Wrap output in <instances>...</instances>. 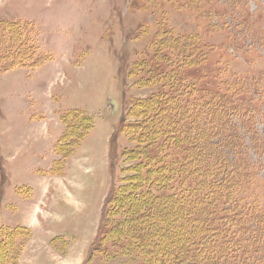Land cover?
<instances>
[{"label":"rangeland","instance_id":"obj_1","mask_svg":"<svg viewBox=\"0 0 264 264\" xmlns=\"http://www.w3.org/2000/svg\"><path fill=\"white\" fill-rule=\"evenodd\" d=\"M176 1L0 0V66L16 57L31 61L0 73L1 257L14 261L12 253L21 249L16 264H135L125 256H89L110 191L136 166L123 151L137 147L139 132L122 121L136 122L139 103L155 91L158 99L163 89L146 82L155 66L138 65L163 34L178 42L174 51L165 46L172 60L179 62L188 46L207 45L210 62L222 66L227 78L248 84L256 105L254 131L237 117L229 126L235 129L225 130L234 134L231 140L218 126L198 141L203 150L223 153L229 164L238 150L257 168L240 201L215 207L234 212L250 205L264 214V0ZM68 125L77 141L66 146L72 154L55 171L63 158L55 146ZM171 160L166 155L163 163ZM170 170L178 176L177 168ZM199 208L193 206L192 225L212 257L219 248L214 233L205 230L210 214ZM17 232L18 239H11ZM260 244L257 251L264 254V236Z\"/></svg>","mask_w":264,"mask_h":264},{"label":"trees","instance_id":"obj_2","mask_svg":"<svg viewBox=\"0 0 264 264\" xmlns=\"http://www.w3.org/2000/svg\"><path fill=\"white\" fill-rule=\"evenodd\" d=\"M165 35L155 39L151 56L138 63L144 68L156 67V72L147 75L146 82L153 81L163 89L158 99L155 91L154 96L139 103L134 111L136 122H129V117L122 121L125 128L133 125L139 132L137 147L123 151L136 166H130V174L110 191L89 258L98 252L103 256L129 257L135 264H201L213 259L226 260L224 264H264V254L258 252L264 236L263 229L262 236L259 235L264 214L250 205L234 207V212L215 207L222 200L240 201L243 191L252 183L256 166L248 163L238 150L236 161L229 164L223 153L211 152V147L203 150L198 141L199 136L207 138L218 126L221 131L235 129L229 126L237 117L242 126L254 131L251 117L255 114V99L250 97L252 93L243 79L227 78L222 66L210 62L209 46L202 45L199 50L188 46L178 62L172 60L170 48L165 47L171 44L174 51L178 42L172 34ZM13 61L1 65L0 73L15 65H31V61L27 64L17 57ZM224 135L228 140L234 137L229 131ZM76 141L74 129L68 125L55 146L56 154L63 158L52 170L56 171V166L71 156L72 150L66 146ZM166 155L172 158L170 165L163 163ZM170 166L178 169V178ZM195 189L202 191L201 196L194 195ZM195 204L201 213L210 214L205 230L214 233L213 242L219 248L212 257L205 251L208 243L192 225ZM175 217L179 227L174 225ZM18 234L11 239H18ZM254 248L258 251L251 250ZM201 251L206 257L199 255ZM20 252L21 249L12 253L15 259L10 262V257L5 259L0 254V264H16Z\"/></svg>","mask_w":264,"mask_h":264},{"label":"crops","instance_id":"obj_3","mask_svg":"<svg viewBox=\"0 0 264 264\" xmlns=\"http://www.w3.org/2000/svg\"><path fill=\"white\" fill-rule=\"evenodd\" d=\"M24 226V225H23Z\"/></svg>","mask_w":264,"mask_h":264}]
</instances>
